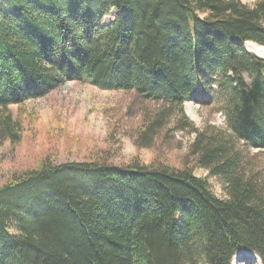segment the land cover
Segmentation results:
<instances>
[{"label":"trees","instance_id":"16d2710c","mask_svg":"<svg viewBox=\"0 0 264 264\" xmlns=\"http://www.w3.org/2000/svg\"><path fill=\"white\" fill-rule=\"evenodd\" d=\"M252 1L0 0V109L73 80L166 105L143 116L138 146L172 111L195 133L179 167L45 158L13 172L0 184V264H233L245 251L264 264V183L236 145L264 149V57L246 46H264V0ZM214 96L226 131L184 113ZM20 129L3 116L0 143Z\"/></svg>","mask_w":264,"mask_h":264},{"label":"rangeland","instance_id":"374dc122","mask_svg":"<svg viewBox=\"0 0 264 264\" xmlns=\"http://www.w3.org/2000/svg\"><path fill=\"white\" fill-rule=\"evenodd\" d=\"M242 1L253 3L252 0ZM116 14L117 10L113 9L106 22L112 21ZM258 51L257 55L264 57V48ZM165 107L163 103L143 100L135 93L66 80L44 96L0 109V119L10 116L12 123L18 122L21 128L19 141L13 142L7 137L0 143V184L7 182L13 172L35 167L45 158L58 164L110 161L119 165L134 159L153 164L157 158L182 166L195 133L179 129L177 111L167 110L169 114L164 119L161 137L155 138L149 146L136 144V130L143 116ZM220 107L217 96L210 100L192 98L185 102L184 113L200 129L210 125L217 131H226V118ZM236 141L244 158L246 176H254L264 183V149L243 140ZM192 157L195 159V155ZM200 173L206 174L202 168L198 170ZM210 182L222 196L221 179L211 177ZM233 264L261 263L255 253L245 251L236 254Z\"/></svg>","mask_w":264,"mask_h":264},{"label":"bare ground","instance_id":"6f19581e","mask_svg":"<svg viewBox=\"0 0 264 264\" xmlns=\"http://www.w3.org/2000/svg\"><path fill=\"white\" fill-rule=\"evenodd\" d=\"M247 47L252 50L253 52H255L256 54L259 52L258 49L259 48H264V46H259L253 42H248L247 43Z\"/></svg>","mask_w":264,"mask_h":264}]
</instances>
